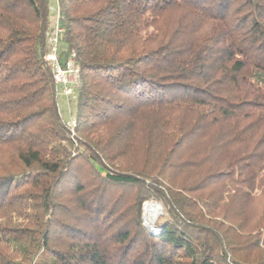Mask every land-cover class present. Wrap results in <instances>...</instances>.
<instances>
[{
  "label": "trees",
  "instance_id": "trees-1",
  "mask_svg": "<svg viewBox=\"0 0 264 264\" xmlns=\"http://www.w3.org/2000/svg\"><path fill=\"white\" fill-rule=\"evenodd\" d=\"M56 1L73 128L51 0H0V264H264V0Z\"/></svg>",
  "mask_w": 264,
  "mask_h": 264
},
{
  "label": "built area",
  "instance_id": "built-area-1",
  "mask_svg": "<svg viewBox=\"0 0 264 264\" xmlns=\"http://www.w3.org/2000/svg\"><path fill=\"white\" fill-rule=\"evenodd\" d=\"M57 16L55 27H52L51 31L48 32V51L45 59L53 72L57 94L62 90L66 95L75 98L80 86V67L74 57L61 61L59 42L63 29L59 25V12ZM65 122L69 127L73 128L76 124V119Z\"/></svg>",
  "mask_w": 264,
  "mask_h": 264
},
{
  "label": "rangeland",
  "instance_id": "rangeland-1",
  "mask_svg": "<svg viewBox=\"0 0 264 264\" xmlns=\"http://www.w3.org/2000/svg\"><path fill=\"white\" fill-rule=\"evenodd\" d=\"M51 7H52V14H51V28H52V27H55L57 23V17H58L57 16L58 7H57L56 0H51ZM76 97L74 98L70 95L68 96L64 92H62V90H60L59 93L57 94L58 106H59L62 120L64 122L75 119ZM152 207H157V208L159 207L158 210L160 213L155 219L151 218L148 212V209ZM143 211H144V214H143L144 222L150 228L153 227L155 222H157L161 218V216L165 215L163 205L154 199H149L143 203Z\"/></svg>",
  "mask_w": 264,
  "mask_h": 264
},
{
  "label": "bare ground",
  "instance_id": "bare-ground-1",
  "mask_svg": "<svg viewBox=\"0 0 264 264\" xmlns=\"http://www.w3.org/2000/svg\"><path fill=\"white\" fill-rule=\"evenodd\" d=\"M158 209H159V207L158 208L152 207V208L148 209V212H149V215L151 218H153V219L157 218V216L160 213Z\"/></svg>",
  "mask_w": 264,
  "mask_h": 264
}]
</instances>
